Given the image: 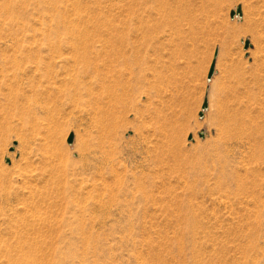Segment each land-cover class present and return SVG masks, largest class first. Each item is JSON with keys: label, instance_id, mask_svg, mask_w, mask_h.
<instances>
[{"label": "rangeland", "instance_id": "374dc122", "mask_svg": "<svg viewBox=\"0 0 264 264\" xmlns=\"http://www.w3.org/2000/svg\"><path fill=\"white\" fill-rule=\"evenodd\" d=\"M105 44L133 46L110 136L83 103L45 114ZM101 141L112 161L73 178ZM0 264H264L263 0H0Z\"/></svg>", "mask_w": 264, "mask_h": 264}, {"label": "bare ground", "instance_id": "6f19581e", "mask_svg": "<svg viewBox=\"0 0 264 264\" xmlns=\"http://www.w3.org/2000/svg\"><path fill=\"white\" fill-rule=\"evenodd\" d=\"M196 2H197V0H196ZM263 5H264V0H263ZM195 6L193 7V9L195 8V12H198L199 10L197 11L198 8L196 9ZM184 10L183 11L186 12V9H184ZM249 10H251V9L249 8ZM181 13H182V10L180 12V16H181ZM202 14H203V12H202ZM198 15H200L199 12H198V14H194V13L189 12V11H187V13H184L182 15V19H183V21H185L183 23L186 24L185 25L186 27L188 25L187 28H188V31H190V33H188V34L189 35L191 34L192 37H195V35L197 37L199 36L198 33L200 32V30H202L201 29V26H202L201 24L204 23L203 21L200 20V17H198ZM178 18H179V16H178ZM175 20H177V18ZM204 21H205V19H204ZM176 23H177V21H176ZM179 23H182V22H179ZM205 24H207V22ZM205 24L203 26L204 29H205ZM210 24L208 23V25H210ZM173 25L175 27L174 29L176 30L175 32H179L182 29L184 30V28H182L183 25H180V24H176V25L173 24ZM90 28H91V25H90ZM211 28H213V27H211ZM92 31H94V30H92ZM170 31H171V29H170ZM205 31L206 32H209L206 29H205ZM184 32H183V34H184ZM206 32H203V33H206ZM213 32H214V30H213ZM213 32H211V33H213ZM186 33H187V31H186ZM178 34H182V33H178ZM178 34H177V36H178ZM188 34H186V35L188 36ZM181 39H182V36H181ZM112 43H113V41H112ZM119 44L118 45H113V44L112 45H110V44H108V45H106V44L105 45H102L101 46L102 49H103L102 51L99 50L100 48L95 47L96 45L95 46L85 45L83 47V49H81V52L78 55L79 57H77V61L80 64L81 68L78 69L74 74H68V75L66 74V76H63V78L60 80V83L58 85L54 84V86L52 87L53 89L51 91L46 89V91H44L45 92L44 95H42L43 93L42 94H39V95H41L40 102H42L41 104L38 103L40 105V109L43 112H45V114H47V113H49V111L52 108H55V106H58V105H62V106H66L67 105L68 106L70 103H72V104L73 103H77V102L83 103V105H85V106L87 105V107H89L91 110L92 109L95 110L96 113L99 114L101 116V118H103V121L106 120L105 121L106 123L101 128V134L100 135H102L104 132L105 133L102 136H105V134H108L109 135L110 134V131H111V126L114 125V124H116V123H112L113 121L116 122V120H115L116 119L115 118L116 114H120V113H117V111H116L117 110V107L119 105H123V103L125 102L124 101L125 100L124 99V96L125 95L128 96V92H129L128 91V87L130 89V87L132 86V89H133V85H131V84H133V82H132V79H133V46L129 47L128 46L129 44L128 45L127 44H125V45L124 44L119 45ZM160 44H161V42H160ZM174 57H176V56H174ZM127 75H129V77H132L130 81H129V78H128V80L126 79L127 78ZM106 81H108V83ZM121 81L124 84L122 83V85H121ZM164 82L165 81L163 80V83ZM130 103H132V102L130 101ZM48 104H49V106L47 107ZM160 113H161V111H160ZM162 113L159 114L158 117H156V119H157L156 122H157V125H158V128L157 129L160 132L166 133V132H169L168 128H169L170 125H172L171 124V121L172 120L168 117V115L164 114L163 111H162ZM101 123H103V122H101ZM170 128H171V126H170ZM102 139H103V137H102ZM98 148H99L100 154L102 155V158L99 159V165H95L93 163L92 158H90L88 156V152H87L88 149H86V147H85V151H83L85 153H83L82 156H81V158H82V164H80L81 166L79 168H77L75 171L73 170V175L75 174L73 178L76 179V177H77L76 175L82 176L87 171H89V170H91V169H93L95 167L96 168L98 167L100 169L101 166H105L106 164H108L109 162L112 161V159H113V156L112 155H113L114 150L116 149V148H114V146H112V144L109 143L108 145H106V144H104L101 141V143H99V147ZM48 167H50L53 170L55 169L56 172L57 171H60L57 167H54V165H51V166H48ZM62 172H63L62 175L64 177H66V176L69 175V173L67 171H64L63 170ZM73 175H71V177ZM79 178L77 177V179H79Z\"/></svg>", "mask_w": 264, "mask_h": 264}, {"label": "water", "instance_id": "95a60500", "mask_svg": "<svg viewBox=\"0 0 264 264\" xmlns=\"http://www.w3.org/2000/svg\"><path fill=\"white\" fill-rule=\"evenodd\" d=\"M241 7L240 6H238L237 8H236V10L235 11H232L231 12V17H234L235 16V14L236 15H241ZM214 67H215V63L213 62L212 64H211V67H210V70H209V72H208V79H210L211 77H212V75H213V73H214ZM207 106H208V103H207V99H205L204 100V102H203V105H202V109H206L207 108ZM202 112H200L199 113V116L200 117H202ZM200 136H203V133H200L199 134ZM73 133H70L69 134V136H68V138H67V142L68 143H72L73 142ZM192 138V136H189V139H191Z\"/></svg>", "mask_w": 264, "mask_h": 264}]
</instances>
